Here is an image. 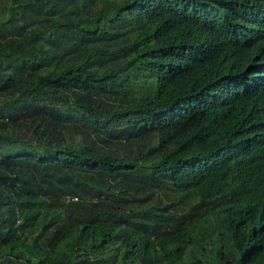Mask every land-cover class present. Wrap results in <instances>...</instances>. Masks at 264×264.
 <instances>
[{
    "label": "trees",
    "instance_id": "trees-1",
    "mask_svg": "<svg viewBox=\"0 0 264 264\" xmlns=\"http://www.w3.org/2000/svg\"><path fill=\"white\" fill-rule=\"evenodd\" d=\"M0 264H264V0H0Z\"/></svg>",
    "mask_w": 264,
    "mask_h": 264
},
{
    "label": "rangeland",
    "instance_id": "rangeland-1",
    "mask_svg": "<svg viewBox=\"0 0 264 264\" xmlns=\"http://www.w3.org/2000/svg\"><path fill=\"white\" fill-rule=\"evenodd\" d=\"M79 129L78 128L75 129L74 134L76 135V138H82V136L85 135ZM149 137L143 139L142 141H136V142H132V143H128L126 141H122V142H114L113 141L111 143H107V142H103V141L99 140L98 138H96L94 136L92 139L95 141V143L101 144L104 147H110L111 149L115 150L116 152L125 153L128 151H133L135 153H139L141 148H143L144 146H147L149 143L151 144L154 142L155 139L150 138V140H148Z\"/></svg>",
    "mask_w": 264,
    "mask_h": 264
}]
</instances>
